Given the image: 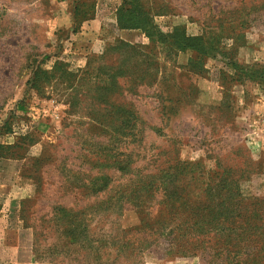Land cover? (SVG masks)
I'll return each instance as SVG.
<instances>
[{
	"label": "rangeland",
	"instance_id": "374dc122",
	"mask_svg": "<svg viewBox=\"0 0 264 264\" xmlns=\"http://www.w3.org/2000/svg\"><path fill=\"white\" fill-rule=\"evenodd\" d=\"M75 1L0 0V264L26 227L47 264H203L173 246L196 215L220 221L215 249L264 259V0H138L164 34L203 36L201 60L139 30L79 40L124 0ZM100 183L146 191L94 209L70 189Z\"/></svg>",
	"mask_w": 264,
	"mask_h": 264
},
{
	"label": "trees",
	"instance_id": "16d2710c",
	"mask_svg": "<svg viewBox=\"0 0 264 264\" xmlns=\"http://www.w3.org/2000/svg\"><path fill=\"white\" fill-rule=\"evenodd\" d=\"M79 0L75 1L74 4H77ZM78 6L76 5L73 7L71 10L73 20H74V32L77 31V27H80L83 22H79L80 24L78 25V20H77V11H78ZM117 23L120 29H125V30H139L142 31L148 36L150 41H154V36L160 37L162 40H168V39H173L170 42V45L172 48L177 49L178 51H193L196 53V59L201 60L203 56H209L210 57V52H213L214 48L210 47L208 43H206L205 38L201 35L199 36H190L187 35V33L181 32L177 33H169V34H164L163 32L160 31L158 26L153 24V21L151 19V15L148 11H145L143 7L139 4L138 0H124L123 4L121 7L118 9L117 14ZM166 37V38H165ZM1 149V148H0ZM113 167L111 169L117 170L119 172H129L127 169H124L123 162L119 161L117 159H112ZM111 163V164H112ZM127 166L129 164H126ZM125 165V166H126ZM126 166V167H127ZM101 171V169H98ZM73 171L74 170H69ZM104 172V169L101 171ZM103 174V173H102ZM104 175V174H103ZM104 179L101 178V182H103ZM94 184V183H93ZM70 189L76 194V195H82L85 196L86 198H93L95 201L92 204L88 203V207H93L94 209H98L101 207H104V200L101 199L99 202L97 201L98 199L101 198V195H110L114 192H116V195H118V199H121L124 197H128V193L133 195V197H139L141 193L145 192V188H136L132 190L133 192L125 191L122 192L121 190H115L109 189L108 183L106 184H98L96 186L93 185V187H90L88 185H72L70 186ZM146 189H148L146 187ZM145 190V191H144ZM81 192V193H80ZM150 193V191H147ZM146 192V193H147ZM108 198V197H107ZM97 201V202H96ZM51 213L55 216H58V221L67 220L78 213L82 210H77L74 211L71 207H66L61 204H57L54 207L51 208ZM180 221H177L173 224L174 228H172L169 232V235L172 233L171 231L175 230L177 227L181 225L179 223ZM69 223V222H68ZM182 223L186 226V233H192V237L190 241H186L184 243L178 242L174 248H176L175 253L176 255H184L185 252L189 249L191 250H203L199 252V254H195L200 256V259L202 260L203 264H264V259L262 256L257 255V253H243L242 250H239L235 248V244H233V241L228 242V250H223V249H215V245H217V227L215 226L216 224H219L220 221H217L215 219H211V221H207V219H199L197 215L192 219H183ZM240 223L237 222V225ZM66 227V226H65ZM200 227V228H199ZM204 227V228H203ZM71 231L69 232H75L72 228H69ZM199 230L205 231L206 233L210 232L209 235L205 234V238L203 239H194L192 238L196 235V233H199ZM204 236V235H203ZM169 253V251H168Z\"/></svg>",
	"mask_w": 264,
	"mask_h": 264
},
{
	"label": "crops",
	"instance_id": "0c3cea01",
	"mask_svg": "<svg viewBox=\"0 0 264 264\" xmlns=\"http://www.w3.org/2000/svg\"><path fill=\"white\" fill-rule=\"evenodd\" d=\"M62 9V13L60 14L62 16V19L67 18L70 16L72 19V13L71 11L67 10L66 7H60V10ZM108 17V16H106ZM60 18V17H59ZM109 19V21H107ZM51 27V26H50ZM55 27H51L52 30ZM110 31V33H109ZM137 30H125L120 29L117 23V17L116 14L112 13V16L109 18H102V17H95L93 20L84 23V25L81 28V33H79L76 37L77 39L81 40L82 36H84L86 42L88 40H91L92 42L98 38V36L101 37H111L110 35L118 34L121 38L122 36L127 37L129 32H134ZM106 34V35H105ZM80 36V37H79ZM79 37V38H78ZM100 40V39H99ZM127 40V39H125ZM47 134L44 133V135L41 137L42 141L41 143L46 141ZM13 236H16L14 238V241L12 244H9L8 247H5V249H2L3 253H5L6 249H9L11 251L10 255L3 256V262L1 264H47L41 260H36L34 258L35 254V246H34V231L29 228H22L17 229L12 233Z\"/></svg>",
	"mask_w": 264,
	"mask_h": 264
}]
</instances>
